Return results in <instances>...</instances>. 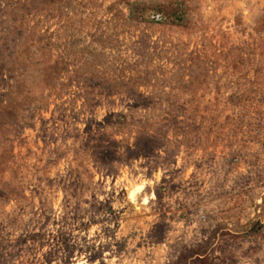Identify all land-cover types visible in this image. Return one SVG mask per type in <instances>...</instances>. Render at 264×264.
Wrapping results in <instances>:
<instances>
[{
  "label": "rangeland",
  "instance_id": "374dc122",
  "mask_svg": "<svg viewBox=\"0 0 264 264\" xmlns=\"http://www.w3.org/2000/svg\"><path fill=\"white\" fill-rule=\"evenodd\" d=\"M141 157L149 175L163 173L156 186L163 218L177 220L165 203L175 198L185 228L194 219L216 227L171 244L163 233L171 225L144 237L133 231L117 243V256H127L136 237L132 254L166 245L165 264H237L234 250L254 241L241 255L247 264L264 247V0H0V209L19 202L23 215L31 202L42 217L40 230L14 245L0 222V264H73L85 251L95 264L111 245L80 248L73 227H135L139 216L89 222L78 198L102 170L114 186L115 165L130 170ZM56 168L65 175L34 172ZM29 175L38 185L30 190ZM53 190L63 221L48 207ZM124 191L113 189L99 205L93 192L84 203L111 213V197Z\"/></svg>",
  "mask_w": 264,
  "mask_h": 264
},
{
  "label": "clouds",
  "instance_id": "9594fccd",
  "mask_svg": "<svg viewBox=\"0 0 264 264\" xmlns=\"http://www.w3.org/2000/svg\"><path fill=\"white\" fill-rule=\"evenodd\" d=\"M112 110V109H109ZM106 112H103L96 116L97 120H102L103 115ZM82 131V129H81ZM105 131H110L109 129H105ZM126 143H131L129 139ZM157 151H161L157 149ZM120 155L126 156V153L123 148L120 149ZM145 164V160L143 157L140 159H133L131 161V169L129 170L126 166L121 167L119 164H116L115 167L120 168L121 174L116 178V184L113 186L111 181L106 179L104 176L103 170L99 173L98 176H94V178L88 183L92 185L91 190L83 193L81 197L78 198L79 203L81 204V215L84 217V220H91L92 216H96L97 220H104L105 217L108 218L109 221L113 220L114 216L123 217H133L139 216V219L135 222L136 226H125L121 223V227L119 229L116 228L114 222H104L99 223L92 226L88 231H75V226L72 229L73 238L71 243L79 245L80 248H87L88 245L95 244L98 248L100 245H111L110 250L105 251L100 260H97L95 264H101V260H103L104 264H165L167 260V252L169 251L168 247L162 246L157 250L156 248H148L144 250L137 249L135 254H132L131 249L135 247V244L139 237L131 238L128 240V255L127 256H117L116 255V247L118 242L124 241L126 237H128L130 232H138L140 237H144L146 233L151 231L157 224H167L171 225V231H169L168 227H164L163 233L164 238L167 240L168 244H171L176 239H183L185 243L192 240L193 236H200V229L204 227H210L211 229H215L216 224L210 220L203 219H194L193 223L190 227L185 228L184 221L179 220V213L176 211L179 205L176 204V199H168L165 203L167 208H170L172 211L168 213V216L172 215L177 216V220H171L167 218H163L162 214L157 209V196H156V186L160 184V177L163 173L153 169L151 175H149V167H142L141 165ZM179 164L173 165V167H178ZM43 168L42 164L37 165V169ZM59 172L60 176L65 175V173L60 169L56 168L55 170L49 169L45 171L34 170L35 175H45L52 176L53 172ZM168 171V168L165 167L164 173ZM28 181L31 183L28 185V190L32 187L38 186L36 181L33 179L32 175L28 176ZM59 177H57V181ZM97 180H101L104 182L103 189H101L100 185L96 183ZM115 189L118 192L120 190H125L124 195L122 197H111V209L110 213L107 209L96 214V211L91 208V204H85L84 200H91L92 193L95 192L98 199L93 201L99 205L101 201H105L110 197L111 191ZM43 191V189H42ZM50 203L48 204L49 208H55V211L51 214L53 215L55 220L63 221V215L65 213V208L59 203V192L58 190H53L51 193H45ZM71 200V197L69 198ZM183 199V197H180ZM18 203L9 202V206L4 209H0V222L7 225L5 232L3 235L8 236V233L11 232L12 235L8 236V242L11 244H15L17 238L23 233L27 236L28 232L39 231V224L42 222V217L39 215H35L31 210V202H26L25 207L28 208L26 214H19ZM73 206L75 205V201L72 202ZM259 203V200L257 201ZM167 208L165 210H167ZM126 211H122L125 210ZM19 217L16 224H9V220L13 217ZM205 212L202 210L200 213V217H204ZM244 221H241L243 223ZM63 227V223L59 225H49L45 231L49 233H56L60 228ZM106 230L111 234H106ZM195 230V231H193ZM182 233L184 235L182 236ZM240 247L238 250H234L235 255L234 258L237 261V264H241V255L243 252L247 251L250 247L255 246L254 241H241ZM44 250H40L37 253V258H42V252ZM152 253L155 259L146 255V253ZM89 253L85 251L83 254L77 253V255L73 258V264H89L88 259ZM143 257V258H142ZM24 259V258H21ZM14 264H20V260L14 262ZM56 264H60L59 261ZM247 264H264V247L261 248L260 251L256 252L254 255H251L247 260Z\"/></svg>",
  "mask_w": 264,
  "mask_h": 264
}]
</instances>
